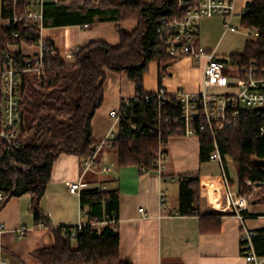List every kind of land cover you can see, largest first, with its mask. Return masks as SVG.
<instances>
[{
    "label": "trees",
    "instance_id": "1",
    "mask_svg": "<svg viewBox=\"0 0 264 264\" xmlns=\"http://www.w3.org/2000/svg\"><path fill=\"white\" fill-rule=\"evenodd\" d=\"M30 5L31 0H21V13H25ZM177 14L178 0L45 2V28L115 23L120 44L113 47L105 41H92L77 48L74 61L67 62L53 43L46 41L49 51L44 57L43 76L35 72L21 75L19 149L10 158L0 155V192L5 193L8 201L31 195V210L37 223L47 224L40 204L52 181L56 162L63 155L76 156L84 162L96 151L98 144L93 138L92 124L105 100L108 72L126 74L136 88L135 98L122 103L120 110L125 118L120 122L117 139L111 146L118 154V164L120 167L136 166L145 172L157 170L156 160L161 147H166L172 137L179 136L180 126L172 121L158 120L156 103L146 101L152 93L145 90L144 76L152 62L161 66L162 77L177 60L168 54L158 34L161 20ZM127 22L138 23L133 33L121 29ZM242 26L258 36L248 39L244 52L231 58L241 71L253 63L264 71V0L248 3ZM14 30L19 32L18 38L13 35ZM28 35L33 38H27ZM40 35L39 29L25 23L16 29L0 24V61L4 67L10 65L4 56L9 53L14 68H27L26 60H30L31 68H35L34 58L22 52L12 53L10 46H36ZM167 111L178 115L180 109L175 97H170ZM263 120L264 109H243L239 130L222 131L217 142L222 155L233 159L237 171V184L230 180L231 185H237L238 194L246 197L256 187L260 203L264 204V168L256 163L264 160V138L259 134ZM198 139L200 160L208 163L214 139L209 131H199ZM200 184L198 174L179 177L180 215L199 213ZM119 197L117 190L82 192L80 203L87 227L77 233L75 241L70 240L73 227L53 229V245L37 251L34 256L42 264H131L121 258L118 224L112 225L115 215L118 219ZM222 217L212 213L205 219L213 221L219 230ZM100 224L106 225L98 227ZM254 234L256 250L264 256V230Z\"/></svg>",
    "mask_w": 264,
    "mask_h": 264
},
{
    "label": "crops",
    "instance_id": "2",
    "mask_svg": "<svg viewBox=\"0 0 264 264\" xmlns=\"http://www.w3.org/2000/svg\"><path fill=\"white\" fill-rule=\"evenodd\" d=\"M3 0H0V9ZM248 5L247 0H238L237 12ZM137 22H127L121 26L126 33H133ZM230 32V31H229ZM226 31L224 17L203 18L198 24L195 44L208 51H216ZM45 41L53 43L62 57L77 48L85 47L92 41H105L110 46L120 44V36L115 23L84 26H64L45 28ZM37 51L26 52L21 46H10L12 53L22 52L34 58ZM218 56V54H217ZM206 59L199 61L178 58L161 77L163 69L152 62L144 76V86L148 93L166 90L170 97L179 91L198 94L203 88ZM5 69L0 61V109L1 72ZM216 91V89H210ZM135 85L126 74L108 72L105 82V100L93 120V138L97 144L104 141L111 131V112L119 111L122 103L135 98ZM167 161L162 174L157 171L144 172L139 167H120L118 154L112 147L104 148L98 155L99 167L83 174V162L76 156L63 155L56 162L52 181L40 208L47 218L46 227L41 228L32 212V196L26 195L8 201L0 211V225L6 231L0 234V264H42L34 255L37 251L53 245V229L74 227L80 220L87 223L82 211L81 195L69 191L68 183L81 182V193L103 189L119 192L118 226L121 258L131 264H247L242 252L241 222L231 213L221 212L226 206L223 172L219 163H202L198 138L172 137L165 147ZM227 174L233 181L232 170L237 171L230 156L225 158ZM109 167L108 172H102ZM200 176L201 203L198 214H179V177ZM234 182V181H233ZM237 191V185L233 187ZM255 189L250 197L246 226L254 233L264 230V204ZM166 196V206H160V193ZM238 192V191H237ZM217 208H213L212 204ZM140 209H145L143 218ZM212 213L223 215L220 229L206 216ZM106 224H100L103 227ZM27 228L28 234L20 238L18 231ZM218 230V231H217Z\"/></svg>",
    "mask_w": 264,
    "mask_h": 264
},
{
    "label": "built area",
    "instance_id": "3",
    "mask_svg": "<svg viewBox=\"0 0 264 264\" xmlns=\"http://www.w3.org/2000/svg\"><path fill=\"white\" fill-rule=\"evenodd\" d=\"M61 2L64 0H53ZM248 3L252 0H247ZM21 0H3L5 14L0 16V24L6 28L16 29L21 23L31 25L40 30V34L45 29L44 26V5L45 0H31V5L25 13H21ZM238 0H178V14L173 18H164L158 26V34L162 45L167 49L168 54L175 58L189 57L197 61L206 59L204 70L203 88L198 94H191L179 91L174 97L180 109L178 115L168 113L167 107L170 103V96L166 90L161 89L146 97L147 103L154 100L157 105V116L159 121H172L180 126L179 136L184 138L197 137L199 131H209L214 139V149L210 155L209 162L219 163L223 172V183L226 193V206L221 212H231L242 224V252L247 264H264V256L260 255L254 244L255 234L246 226V219L250 216L247 211L250 206V197L240 196L231 185L227 174L225 158L223 156L217 137L222 131L239 130L243 109H264V71L259 70L256 63L241 71L233 59L219 57L216 51H208L195 44L198 24L203 18L215 16L224 17L226 20V31H239L233 26L234 19H243L247 12V6L238 13ZM89 28V26H84ZM13 35L18 38L19 32L13 31ZM258 33L253 32V37ZM27 38L32 39V35ZM40 52L33 61L37 64L31 68L30 60H26L25 69L14 68L12 57L9 53L4 56L9 61L2 72L1 90V125H0V155L2 157H13L19 149V138L22 134V116L19 106V87L21 75L27 72H35L43 76V64L45 54L49 47L42 38L38 39ZM67 62H73L75 51L68 52L63 57ZM216 89V91H210ZM134 99V98H133ZM130 99L126 102H129ZM128 105V104H127ZM113 126L107 138L96 146L94 155L83 162V174L96 170L99 167L98 155L106 148L111 147L117 139V129L120 122L125 118L121 110L113 111L110 114ZM259 134L264 138V120L259 127ZM165 146H162L156 160L157 172L162 174L165 169L167 155ZM109 167H104L102 172H108ZM142 171L145 172L143 169ZM253 186L252 182L247 183ZM81 182L68 183L70 192L81 195ZM160 206L165 208L166 196L160 193ZM8 202L5 193L0 192V211ZM212 204V203H211ZM213 208H217L212 204ZM143 218H147L145 209H140ZM84 214V212H83ZM117 215L114 216L112 225H117ZM87 223L80 220L78 225L72 228L71 241H75L77 233L87 227ZM41 228H45L44 222L40 223ZM6 228L0 225V234ZM27 228L18 231L20 238L28 234Z\"/></svg>",
    "mask_w": 264,
    "mask_h": 264
},
{
    "label": "rangeland",
    "instance_id": "4",
    "mask_svg": "<svg viewBox=\"0 0 264 264\" xmlns=\"http://www.w3.org/2000/svg\"><path fill=\"white\" fill-rule=\"evenodd\" d=\"M50 1V0H45ZM0 16H2V3L0 9ZM233 26L238 29L239 31H230L227 35H225L218 46L217 54L219 57L231 59L234 55H239L244 52L246 41L250 38H253V32L251 30L246 29L242 26V19L237 17L234 19ZM23 49L26 50L28 53H33L37 51V47L33 49H29L23 45ZM39 48V47H38ZM197 138V137H192ZM233 181L237 184L238 178L236 177L235 170H232ZM254 187V186H252ZM257 189L256 187L254 190ZM258 193V190H256Z\"/></svg>",
    "mask_w": 264,
    "mask_h": 264
},
{
    "label": "water",
    "instance_id": "5",
    "mask_svg": "<svg viewBox=\"0 0 264 264\" xmlns=\"http://www.w3.org/2000/svg\"><path fill=\"white\" fill-rule=\"evenodd\" d=\"M256 163H257L260 167L264 168V160H257Z\"/></svg>",
    "mask_w": 264,
    "mask_h": 264
}]
</instances>
